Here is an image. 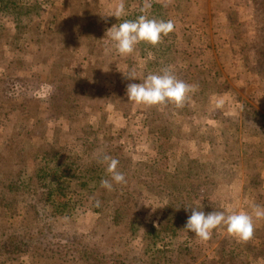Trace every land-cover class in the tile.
Listing matches in <instances>:
<instances>
[{"label": "rangeland", "instance_id": "1", "mask_svg": "<svg viewBox=\"0 0 264 264\" xmlns=\"http://www.w3.org/2000/svg\"><path fill=\"white\" fill-rule=\"evenodd\" d=\"M12 1L36 5L22 32L18 10L0 13V240L21 236L0 264H76L84 242L135 252V264H264V219L246 241L184 229L191 208H264V0H124L120 21L105 16L120 0ZM141 14L173 32L119 55L107 29ZM169 66L193 86L183 107L128 101L130 83ZM103 155L127 181L111 191ZM42 165L65 171V214L46 198Z\"/></svg>", "mask_w": 264, "mask_h": 264}, {"label": "clouds", "instance_id": "2", "mask_svg": "<svg viewBox=\"0 0 264 264\" xmlns=\"http://www.w3.org/2000/svg\"><path fill=\"white\" fill-rule=\"evenodd\" d=\"M151 5L145 3V8ZM143 12V9L141 10ZM126 9L124 0L109 15L119 21L125 16ZM174 21L171 19H154L141 14L135 20H124L107 29L105 38L111 42V47L121 55L126 56L135 50L136 46L145 42L153 46L162 42L174 30ZM130 80H137L135 73L125 76ZM193 86L178 79L171 67L164 68L160 73L148 74L140 83H130L126 89L128 101L134 104L146 106H159L175 104L178 108L183 107L188 93ZM101 162L107 165L106 171L111 175V181L101 180V186L109 191L116 184L126 183L125 175L117 171L119 161L111 156L103 155ZM99 206V202H97ZM192 214L188 218L185 230L194 233L202 240H208L213 232L221 227L226 228L229 235L238 240H248L252 237L255 221L264 219V208L259 205L253 207L252 213L246 211H211L191 208Z\"/></svg>", "mask_w": 264, "mask_h": 264}, {"label": "trees", "instance_id": "3", "mask_svg": "<svg viewBox=\"0 0 264 264\" xmlns=\"http://www.w3.org/2000/svg\"><path fill=\"white\" fill-rule=\"evenodd\" d=\"M36 4H32L31 6L26 5H15L14 1L12 0H0V13L2 14H14V10H18V15H14L15 18H13V21L15 22V27L17 28V31H21L25 28V26L27 24L30 23L32 17H31V13L33 11L32 6H35ZM3 28L2 24L0 23V32L1 29ZM6 33V32H4ZM1 34V35H4ZM178 70V69H177ZM182 70V68H181ZM181 72V71H179ZM212 77V73L210 71L204 72L203 76L200 78V81H203V83H208L211 80ZM185 82V80H184ZM202 83V82H201ZM197 91L199 92L200 89L197 88ZM204 91V89H201L200 93ZM203 137V136H202ZM206 139V136L204 137ZM203 138V139H204ZM218 147V144H215L214 147ZM190 163V162H189ZM194 163V164H193ZM193 165H205L203 164L201 161H196L193 162ZM190 165V164H189ZM44 166L45 169H47V173H44L45 177H49V187L50 190L47 193L46 198H48L47 200H50L52 206H53V210H54V214L57 213H67L69 211V208L71 206V203L67 202L65 197L66 193H63L67 188L70 187V185H66L65 184V175L61 174L62 172L64 173L65 171L62 170L60 175H57L60 172V168L59 167H48L45 165ZM1 172V170H0ZM206 173V176L209 177L210 174ZM1 175V173H0ZM52 177V179H51ZM63 181V183H62ZM10 182V181H9ZM7 183V182H6ZM88 183V182H87ZM64 195V196H63ZM59 197H61V201H59ZM175 197H178V194L175 195ZM175 197L173 198V201L175 199ZM65 199V200H64ZM6 204V202L4 201L3 206ZM122 208V207H121ZM113 216V220L117 219L119 217H121L120 214V207L117 208V210L112 214ZM116 220L112 221L115 222ZM161 225V229L162 228H166L164 223H160ZM160 225L159 226H154L153 229H151L150 231H154L155 235L158 236V233L160 231ZM136 227V226H135ZM159 227V228H158ZM132 228V227H131ZM133 232H131V235L135 236L138 228H132ZM149 233V232H148ZM86 235H82L81 238H86ZM21 236H19L18 234H4L2 235V239L0 240V257L4 256V254L6 252H11L9 250L16 248L19 249L20 244V238ZM172 243L174 244V242L172 241ZM31 244V242L29 243V245ZM84 246H82V251L83 252H79L80 255L78 257V255L73 253V259L72 261L77 262L76 264H79V261H85L86 263H97V264H135L136 263V258L137 257L136 253H131L130 251H124V252H110L105 254L104 252H99L96 248V246L94 245H90L88 242H84L83 243ZM39 249L36 248V252H38ZM53 250L48 249V254H51L52 256L54 255ZM9 255V254H7ZM44 255H46V253H44ZM6 256V255H5ZM45 257V256H44ZM79 258V259H78ZM81 259V260H80ZM138 259V258H137Z\"/></svg>", "mask_w": 264, "mask_h": 264}]
</instances>
